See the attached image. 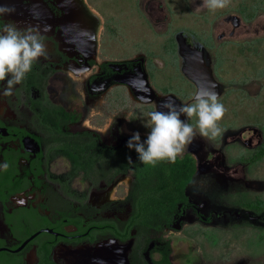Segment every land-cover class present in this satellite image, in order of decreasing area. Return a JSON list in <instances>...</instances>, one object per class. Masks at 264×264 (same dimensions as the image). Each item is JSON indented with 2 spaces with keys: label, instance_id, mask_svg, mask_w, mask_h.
Here are the masks:
<instances>
[{
  "label": "flooded vegetation",
  "instance_id": "af4514ba",
  "mask_svg": "<svg viewBox=\"0 0 264 264\" xmlns=\"http://www.w3.org/2000/svg\"><path fill=\"white\" fill-rule=\"evenodd\" d=\"M0 7L12 10L0 15V29L8 23L36 29L46 45V56L13 95L3 96L6 81L0 82V165H7L0 168V264H110L114 243H130L115 249L116 264H243L210 261L191 244L208 235L204 227L246 218L219 199L222 190L233 192L234 204L242 197L233 189L241 172L225 157L241 155L230 151L238 137L205 138L197 129L175 163L156 167L141 164L126 147L135 131L146 138L148 113L166 111L162 101L191 104L199 88L213 85L219 95L202 49L178 34L201 54L179 55L195 93L178 97L171 80L157 90L146 58L106 51L93 0H8ZM144 76L148 102L135 93ZM187 122L195 128V118ZM250 133L243 145L256 156L262 136ZM186 240L185 249L174 247Z\"/></svg>",
  "mask_w": 264,
  "mask_h": 264
},
{
  "label": "rangeland",
  "instance_id": "374dc122",
  "mask_svg": "<svg viewBox=\"0 0 264 264\" xmlns=\"http://www.w3.org/2000/svg\"><path fill=\"white\" fill-rule=\"evenodd\" d=\"M142 2L143 11L137 9ZM93 3L102 20L101 38L106 51L113 58L144 57L150 61L157 90L166 89L171 80L178 97H193L195 88L182 73L184 62L177 52L175 37L182 34L202 49L219 87V102L226 108L218 122L222 129L220 136L227 132L230 137L236 135L230 151L241 154L225 157L231 167L241 172L242 179L233 189L242 197L234 204L233 192L222 190L219 199L233 205L232 209L241 215L244 211L246 218L234 226L204 227L208 235L190 241L210 261L264 264V211L253 212L244 205L246 201L264 200V156L256 160L253 152L243 145L252 136L250 131L256 129L262 136L256 151L264 147V0H228L226 7L214 10L207 7L206 0H93ZM147 7L157 10L149 11ZM234 17L238 19L237 26L231 21ZM190 241L174 247L181 251Z\"/></svg>",
  "mask_w": 264,
  "mask_h": 264
},
{
  "label": "clouds",
  "instance_id": "9594fccd",
  "mask_svg": "<svg viewBox=\"0 0 264 264\" xmlns=\"http://www.w3.org/2000/svg\"><path fill=\"white\" fill-rule=\"evenodd\" d=\"M228 0H206L210 9L226 7ZM12 10L0 7V15ZM46 56L44 38L36 29L20 30L8 23L0 29V82H5L3 96L13 95L15 85L21 84L40 57ZM215 86L199 88L191 104L179 107L169 99L162 107L166 111H151L149 122L145 125L150 131L142 139L135 131L129 136L126 147L134 150L138 161L156 167L160 162L175 163L183 155L187 145L192 143L197 134L205 138H215L222 132L218 122L225 115L226 108L219 102ZM185 116L187 120L181 119ZM195 118V128L188 120ZM132 162V157H128ZM6 169L7 165H0Z\"/></svg>",
  "mask_w": 264,
  "mask_h": 264
},
{
  "label": "water",
  "instance_id": "95a60500",
  "mask_svg": "<svg viewBox=\"0 0 264 264\" xmlns=\"http://www.w3.org/2000/svg\"><path fill=\"white\" fill-rule=\"evenodd\" d=\"M3 1V3H5L8 0H0ZM237 21L238 19L236 17L232 18V23L234 26H237ZM177 44H178V51H179V55L185 59H191V57H199L201 54L200 52L195 49V48H191L185 41V38L182 35H178L177 38ZM144 85L145 86H139L140 87V91L136 90V94L137 96L141 97L143 99L146 100L145 102L151 101L152 100V91L150 90V88L147 86V84L145 83V76H144ZM144 87V88H142ZM135 89V87H134ZM173 101H175V104L179 107L180 106V102L176 99H171ZM163 103L166 102V100L162 101ZM110 247V246H109ZM103 246H98L97 250L99 249L100 251L103 250ZM121 248H125V249H129L130 248V243H128L127 245L121 246V245H117V244H113L112 245V261L110 264H116L117 262H120L116 257L119 254H116V250L115 249H121Z\"/></svg>",
  "mask_w": 264,
  "mask_h": 264
},
{
  "label": "trees",
  "instance_id": "16d2710c",
  "mask_svg": "<svg viewBox=\"0 0 264 264\" xmlns=\"http://www.w3.org/2000/svg\"><path fill=\"white\" fill-rule=\"evenodd\" d=\"M262 156H264V148H262L259 152V155H256V160L260 159ZM193 168V164L191 165ZM252 210H255L257 213L264 211V200L257 201L256 203L249 206Z\"/></svg>",
  "mask_w": 264,
  "mask_h": 264
}]
</instances>
